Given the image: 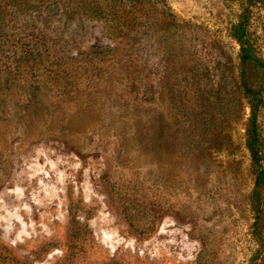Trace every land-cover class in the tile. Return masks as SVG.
Returning a JSON list of instances; mask_svg holds the SVG:
<instances>
[{
  "label": "rangeland",
  "instance_id": "1",
  "mask_svg": "<svg viewBox=\"0 0 264 264\" xmlns=\"http://www.w3.org/2000/svg\"><path fill=\"white\" fill-rule=\"evenodd\" d=\"M247 6L264 59V0H0V264H264Z\"/></svg>",
  "mask_w": 264,
  "mask_h": 264
},
{
  "label": "trees",
  "instance_id": "2",
  "mask_svg": "<svg viewBox=\"0 0 264 264\" xmlns=\"http://www.w3.org/2000/svg\"><path fill=\"white\" fill-rule=\"evenodd\" d=\"M254 0H250L253 2ZM249 16V6H247L245 16L232 27L231 35L240 45V57L243 64L241 72V88L245 97L248 100L250 106V116L247 123V148L250 152L252 159V164L255 170V186H254V200L259 202L256 207V219L254 222V235L261 237L259 228V216L262 211V187L264 184V165L262 161V151H261V136L259 129V112L263 104V91L264 84L262 86L253 85L249 79H247V66L251 62L255 65L264 67V59L257 57L252 47L248 43L247 39V22Z\"/></svg>",
  "mask_w": 264,
  "mask_h": 264
}]
</instances>
